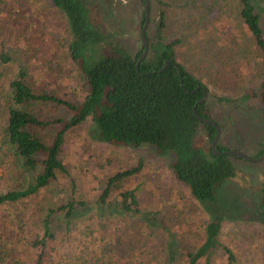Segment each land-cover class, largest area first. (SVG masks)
Returning <instances> with one entry per match:
<instances>
[{
	"label": "rangeland",
	"instance_id": "374dc122",
	"mask_svg": "<svg viewBox=\"0 0 264 264\" xmlns=\"http://www.w3.org/2000/svg\"><path fill=\"white\" fill-rule=\"evenodd\" d=\"M83 1L96 26L136 57L143 47L145 0ZM237 9L238 0H150L147 35L151 43L157 40L164 13L161 34L176 43L178 61L208 89L207 102L221 128L220 146L257 159L264 151V106L255 96L242 97L260 92L262 59ZM70 41L66 18L51 0H3L0 51L13 57L9 66L0 67L4 84L16 78L21 64H27L29 83L36 92L54 91L80 104L88 90L69 57ZM32 111L51 120L72 116L53 105ZM4 128L0 117V133ZM43 134L50 140L55 131ZM199 137L206 147L212 145L203 126ZM61 158L69 175L49 197L86 206L71 220L54 225L56 235L47 242L45 264H188L189 255L204 244L211 216L177 180L171 167L173 153L162 154L147 145L132 148L102 142L89 119L68 133ZM232 161L253 184L228 181L218 189L224 220L211 264H264V209L255 191L264 184V160L233 157ZM140 163L142 171L124 184L125 190L135 192L140 211L124 213L119 192L101 203L109 180ZM16 177L13 159L1 154L0 194L13 188ZM39 209L40 205L27 204L0 207V252L5 251L9 261L35 264L41 248L34 244L43 238L44 213ZM225 247L232 250L235 262L228 261ZM197 264H206L205 258Z\"/></svg>",
	"mask_w": 264,
	"mask_h": 264
},
{
	"label": "trees",
	"instance_id": "16d2710c",
	"mask_svg": "<svg viewBox=\"0 0 264 264\" xmlns=\"http://www.w3.org/2000/svg\"><path fill=\"white\" fill-rule=\"evenodd\" d=\"M51 1L66 18L71 36L68 54L83 74L88 93L80 104H74L54 91L36 92L29 83L27 64L19 66L16 78L6 86L0 69V117L5 122L0 133V155L11 157L17 171L13 188L0 194V207L40 205L39 211L44 213L43 238L34 244L41 248L35 264H45L47 242L56 235L54 225L71 220L86 206L71 200L62 204L49 195L69 175L61 158L68 133L91 119L95 137L102 142L132 148L147 145L159 153L174 154L171 167L177 180L189 188L193 198L211 216L205 242L196 253L189 255L188 264H197L201 258L211 264L210 257L219 246L224 220L218 189L228 181H236L240 186L253 183L235 166L233 156L215 153L211 146H205V139L199 137L201 126L211 144L217 133L214 126L200 122L194 115L196 108L201 118L215 122L207 100L199 103L208 89L201 78L178 61L176 43H169L161 34L166 26L165 14L162 13L157 40L151 43L147 35L149 53L137 69L144 47L132 57L114 44L112 35H105L93 22L83 0ZM2 3L0 0V12ZM237 13L262 59L260 92H248L242 100L255 96L264 106V0H238ZM105 49L111 52L104 53ZM12 62L13 57L1 50L0 67ZM235 73L241 74L239 70ZM47 105L63 107L72 116L51 120L32 111ZM50 131L55 134L46 140L43 133ZM217 151L226 152L219 142ZM260 155H264V151ZM142 168L140 163L113 176L100 202L105 204L113 193L119 192L123 212L138 213L135 192L125 190L124 184ZM255 191L261 196L264 209V184ZM224 251L228 261L235 262L232 250L225 247ZM4 253L0 252V264H24L21 259L9 261Z\"/></svg>",
	"mask_w": 264,
	"mask_h": 264
},
{
	"label": "water",
	"instance_id": "95a60500",
	"mask_svg": "<svg viewBox=\"0 0 264 264\" xmlns=\"http://www.w3.org/2000/svg\"><path fill=\"white\" fill-rule=\"evenodd\" d=\"M149 23H150V0H145V21H144V25H143V28L141 31V40H142V44L144 47V51H143V54L137 63V69H139L140 64L147 57V55L149 53V43H148V39H147V29H148ZM167 64L168 63H166L165 67L167 66ZM207 98H208V93L205 92L203 99L199 103L205 102L207 100ZM194 115L200 122H203L204 124L212 125L216 128L217 133H216V135L212 141V145H211L212 150L215 153L220 154V155H228V156L237 157V158L243 159L245 161H249V162H258V161L264 160V155L260 158L253 159V158H250L247 155H245L241 152H237V151H226V152L219 153L217 151V144H218L220 137H221L220 126L216 122L201 118L198 115L196 108H194Z\"/></svg>",
	"mask_w": 264,
	"mask_h": 264
}]
</instances>
